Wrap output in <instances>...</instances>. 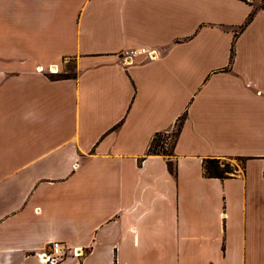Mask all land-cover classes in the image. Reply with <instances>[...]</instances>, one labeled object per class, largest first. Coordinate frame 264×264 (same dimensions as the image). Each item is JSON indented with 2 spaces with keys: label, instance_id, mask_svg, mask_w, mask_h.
<instances>
[{
  "label": "crops",
  "instance_id": "1",
  "mask_svg": "<svg viewBox=\"0 0 264 264\" xmlns=\"http://www.w3.org/2000/svg\"><path fill=\"white\" fill-rule=\"evenodd\" d=\"M211 1L0 0V264H264V9L235 38L254 6ZM182 116L173 175L148 149Z\"/></svg>",
  "mask_w": 264,
  "mask_h": 264
},
{
  "label": "trees",
  "instance_id": "2",
  "mask_svg": "<svg viewBox=\"0 0 264 264\" xmlns=\"http://www.w3.org/2000/svg\"><path fill=\"white\" fill-rule=\"evenodd\" d=\"M241 1L250 4L248 0H241ZM260 9H264V8L261 7ZM258 10L259 9H256L254 7V9L249 14L245 24L240 28V32L252 22ZM237 36L238 33L235 34V38H237ZM233 58H234V48L232 47L231 55H230L231 62L233 61ZM73 76L74 75L70 76V75L57 74L54 76V78L67 79ZM183 119L184 116L180 117L175 127L171 131L156 133L148 149V155H162L167 157L168 169L170 173L173 175L176 174V166L174 161H172L171 159L174 156V147L178 139L181 127L183 125ZM227 160L231 162L236 161L240 163L239 165L241 166L242 169H244V164L246 161L245 158L238 157V158H229ZM236 171H238L237 165L229 164V163L227 165L222 164L220 159H208L204 162V173L207 178L224 180L232 177L236 173Z\"/></svg>",
  "mask_w": 264,
  "mask_h": 264
},
{
  "label": "built area",
  "instance_id": "3",
  "mask_svg": "<svg viewBox=\"0 0 264 264\" xmlns=\"http://www.w3.org/2000/svg\"><path fill=\"white\" fill-rule=\"evenodd\" d=\"M157 52L148 48H134L120 52L119 58L122 60L125 66H130L134 63L135 59L144 57L148 60H154ZM39 72H43V68L38 69ZM49 74H56L58 70L56 68H50ZM85 255L83 248H71L62 242H52L48 248L38 254V259L43 264H61L68 257L80 258Z\"/></svg>",
  "mask_w": 264,
  "mask_h": 264
},
{
  "label": "rangeland",
  "instance_id": "4",
  "mask_svg": "<svg viewBox=\"0 0 264 264\" xmlns=\"http://www.w3.org/2000/svg\"><path fill=\"white\" fill-rule=\"evenodd\" d=\"M193 2L195 1H206L208 2L209 5V14H212V1L211 0H192ZM214 2H218V6L219 9L223 10L224 14H222L223 16V20L225 25H229L230 23H233V21H236L242 14L243 10H245V7L243 6V4H241V2L236 1V0H218V1H214ZM248 2L250 4H252L256 9H260L261 7L264 8V0H248ZM193 21H195V15L193 17ZM197 21V20H196ZM240 30H237L234 35L236 33H239ZM226 33V32H225ZM224 51H225V55H227V51L229 50V35L225 34L224 35ZM74 75V65L72 63H68L66 64V66L64 67V69L62 70V73H60L59 75ZM222 164H235L237 166H240L238 162L236 161H229L227 159H220Z\"/></svg>",
  "mask_w": 264,
  "mask_h": 264
}]
</instances>
